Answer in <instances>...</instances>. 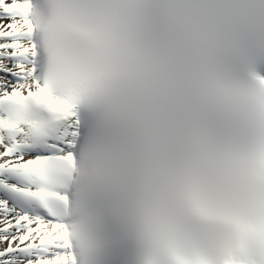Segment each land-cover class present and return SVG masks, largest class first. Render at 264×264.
I'll return each instance as SVG.
<instances>
[{"label": "snow or ice", "instance_id": "6c2138e0", "mask_svg": "<svg viewBox=\"0 0 264 264\" xmlns=\"http://www.w3.org/2000/svg\"><path fill=\"white\" fill-rule=\"evenodd\" d=\"M0 264H264V0H0Z\"/></svg>", "mask_w": 264, "mask_h": 264}]
</instances>
